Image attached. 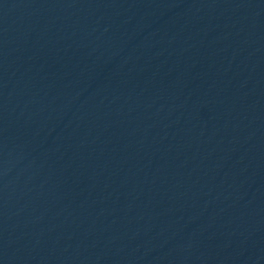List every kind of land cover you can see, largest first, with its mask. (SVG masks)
<instances>
[{
	"label": "water",
	"instance_id": "1",
	"mask_svg": "<svg viewBox=\"0 0 264 264\" xmlns=\"http://www.w3.org/2000/svg\"><path fill=\"white\" fill-rule=\"evenodd\" d=\"M0 264H264V0H0Z\"/></svg>",
	"mask_w": 264,
	"mask_h": 264
}]
</instances>
